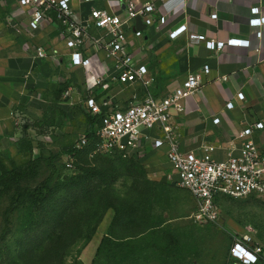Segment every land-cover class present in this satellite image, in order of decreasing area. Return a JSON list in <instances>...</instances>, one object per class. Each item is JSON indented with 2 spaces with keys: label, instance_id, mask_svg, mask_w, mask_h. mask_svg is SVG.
<instances>
[{
  "label": "crops",
  "instance_id": "1",
  "mask_svg": "<svg viewBox=\"0 0 264 264\" xmlns=\"http://www.w3.org/2000/svg\"><path fill=\"white\" fill-rule=\"evenodd\" d=\"M126 1L96 0L86 4L74 0L73 18L77 22L87 21L91 8L125 18ZM134 1L153 3L155 19L162 15L167 19L164 26L156 23L147 27L142 22L143 37L140 39L128 34L129 53L148 71L146 79L150 85L147 92L157 90L151 93L152 96L163 98L182 85L188 75L201 74L199 89L179 103L183 111L178 112L174 105L170 108L171 124L179 135L181 151L225 160L229 153L239 149L237 136L245 126L264 124V26L249 25L251 8H259L260 16H264V0ZM19 14L20 10L12 0H0V138L14 133L16 116L23 114L26 104L33 107L42 103L46 91L54 92L59 86L57 78L51 79L50 72L59 68L67 74L66 79L86 90L84 72L71 66L69 50L58 28L44 26L30 38L27 24L20 23ZM213 15H216L215 19ZM181 26H186L187 31L171 40L169 34ZM258 32H261V38H257ZM91 33L95 37L104 35L103 31L93 29ZM192 35L204 36L205 40H191ZM231 39L248 41L249 46L226 47L219 52L208 49L210 41ZM37 47L45 49L49 59H35L33 51ZM90 52H98L100 59L105 61L108 75L111 74L113 64L105 59V53L96 48H91ZM205 66L209 67L208 74L203 73ZM125 87L126 90H121L123 104L145 95L140 83ZM240 93L244 95L243 101L237 98ZM229 102L234 105L232 110L226 109ZM215 119L219 122L214 123ZM257 139L264 141V130L257 134ZM205 148L214 151L206 153ZM146 153L162 154L165 158L163 150L154 149L148 142L143 145L138 158Z\"/></svg>",
  "mask_w": 264,
  "mask_h": 264
},
{
  "label": "rangeland",
  "instance_id": "2",
  "mask_svg": "<svg viewBox=\"0 0 264 264\" xmlns=\"http://www.w3.org/2000/svg\"><path fill=\"white\" fill-rule=\"evenodd\" d=\"M50 76L52 80L57 78L59 86L55 91H46L38 105L26 104L23 114L16 116L14 133L0 138V194L5 192L0 199V264H94L95 259L101 264H238L231 259L230 249L244 236H250L251 243L264 251V197L250 201L220 198L219 220L197 226L191 220L197 209L195 199L176 186L175 175L162 154L148 153L136 161L152 183L147 189L150 205H146L144 193L142 199L135 195L131 210L139 216L145 214L142 222L127 226L121 220V234L125 228L132 234L150 225L152 229L144 234L108 242L97 254L114 220L113 209L105 213L92 237H86L83 226L82 238L70 243L74 237H63L52 212L24 197L19 210L11 216L10 234L3 237L2 215L17 188L9 172L22 177L20 187H35L49 176L53 164L57 170L54 186L112 162L102 157L93 159L86 150H75L90 125V115L82 103L94 94L66 79L67 74L59 68ZM69 89L71 96L65 99L63 93ZM123 89L127 87L111 85L104 94L114 108L126 107L130 102L121 103ZM154 91L157 90L151 93ZM130 185L128 178L121 177L114 187L126 198ZM71 229L66 227L65 231ZM259 264H264V256Z\"/></svg>",
  "mask_w": 264,
  "mask_h": 264
},
{
  "label": "built area",
  "instance_id": "3",
  "mask_svg": "<svg viewBox=\"0 0 264 264\" xmlns=\"http://www.w3.org/2000/svg\"><path fill=\"white\" fill-rule=\"evenodd\" d=\"M73 1L12 0L20 10V23L27 24L30 38L44 26H56L69 50L71 66L83 70L86 92L94 95L88 96L82 105L89 115L99 117L94 128L92 156L110 158L119 155L124 159H137L147 142L154 149L163 150L176 177V186L188 192L197 203V209L191 216L197 226L213 224L219 220L217 199L244 201L264 197V141L257 139V134L264 130L263 123L245 126L237 136L239 149L229 153L225 160H215L209 155L198 157L191 152L181 151L179 135L171 124L170 108L174 105L178 112L183 111L179 103L199 89L201 74L188 75L182 85L163 98H155L147 92L150 85V81L146 79L148 71L146 66L137 64L134 56L129 53L131 41L128 34L132 33L136 39L143 37V32L135 29L138 17L150 27L156 23L164 26L166 16L155 19L156 7L153 3L128 0L124 8L125 18L103 9L91 8L89 19L77 22L73 18ZM81 1L92 4L96 0ZM114 1L120 3L122 0ZM251 15V27L264 26V16H260L259 8H251ZM212 18L215 19L216 15ZM92 29L96 32L103 31L104 35L95 37L91 33ZM186 31V26H181L172 31L169 38L175 40ZM261 35L258 32L257 38H261ZM190 39L204 41L205 37L192 35ZM207 45L210 51L219 52L226 47H248L249 42L231 39L226 42L210 41ZM91 48L105 53V59L113 64L111 74L108 75L105 61L100 59L98 52H90ZM33 55L37 60H47L50 57L41 47L35 48ZM209 71V67L205 66L203 73L208 74ZM108 82L116 86L140 83L145 95L134 98L126 107L114 108L104 95L111 86ZM73 87L71 84V88ZM98 90L101 93H97ZM71 92L72 89L65 91L64 98L69 99ZM237 98L243 101L244 95L240 93ZM233 107L231 102L226 104L228 110ZM218 122L219 119L214 120V123ZM88 144L89 140L85 135L76 149L81 150ZM213 151V148H205L206 153ZM263 256V248L254 246L250 236L237 240L230 249L231 259L238 264H257Z\"/></svg>",
  "mask_w": 264,
  "mask_h": 264
},
{
  "label": "trees",
  "instance_id": "4",
  "mask_svg": "<svg viewBox=\"0 0 264 264\" xmlns=\"http://www.w3.org/2000/svg\"><path fill=\"white\" fill-rule=\"evenodd\" d=\"M65 87H68L67 83ZM98 119L99 117H92L90 115V125L86 132L89 144L79 151L86 150L87 155L93 159L101 157L97 155L92 156L95 144L94 128ZM102 158L110 159L112 162L102 164L99 170H87L71 178L68 182H61L54 186L52 182L57 174V170L53 164L51 165L49 176L35 187H20L19 182L22 177L14 171L9 172V178L17 188L14 195L10 197L9 205L2 215V236L6 237L10 234L11 216L19 210L24 197H28L32 201L39 203L50 214L52 212L53 217L56 218V224L60 229L59 232H62L63 237L65 239L74 237L70 240V243H75L77 239L82 238L81 231L83 226L87 229L86 237H92L105 213L109 209H113L115 211L114 220L109 228V233L102 239L97 249V254L102 252V247L108 242L114 240L121 242V239H130L152 229L148 225L142 229V232L134 231L131 234L126 232L127 228H125L121 234V220L124 225L128 226L134 221L142 222V217L145 216L143 212L139 216L131 210L135 195H137V198L142 199L141 195L144 193L145 198H143L146 200V205H150V195H148L149 191L147 192V189L151 188L152 183L147 180L143 167L134 158L124 159L119 155ZM121 177L128 178L131 181L126 198L121 195V191H117L114 187L116 179H120ZM4 194L5 192L0 194V199L1 195ZM250 200L255 199L244 201ZM66 227L72 229L65 231ZM62 240L64 239L62 238ZM261 261L262 259L259 263ZM94 264L101 263H97L95 259Z\"/></svg>",
  "mask_w": 264,
  "mask_h": 264
},
{
  "label": "water",
  "instance_id": "5",
  "mask_svg": "<svg viewBox=\"0 0 264 264\" xmlns=\"http://www.w3.org/2000/svg\"><path fill=\"white\" fill-rule=\"evenodd\" d=\"M141 25H142V19L138 17L136 19V29L140 30Z\"/></svg>",
  "mask_w": 264,
  "mask_h": 264
}]
</instances>
